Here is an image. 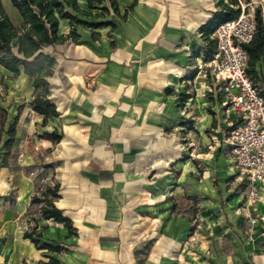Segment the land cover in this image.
I'll return each mask as SVG.
<instances>
[{
  "label": "crops",
  "instance_id": "0c3cea01",
  "mask_svg": "<svg viewBox=\"0 0 264 264\" xmlns=\"http://www.w3.org/2000/svg\"><path fill=\"white\" fill-rule=\"evenodd\" d=\"M1 1L20 25L11 0ZM116 1L126 18L111 9L115 27L77 25L78 38L48 48L58 116L45 122L30 106L34 78L0 64V264H264V222L250 224L264 204L249 199L246 175L232 160L200 165L183 157L196 138L217 139L215 157L227 148L218 114L207 109L212 102L225 114L220 82L201 68L212 56L203 27L220 0ZM71 29L62 19L60 33ZM257 69L264 77V65ZM257 86L264 90V81ZM226 116L231 127L238 122ZM53 131L59 140L42 136ZM236 172L237 189H228L224 177ZM56 185L55 205L76 234L32 203ZM195 206L202 224L192 231ZM31 217L46 225L39 246L24 236Z\"/></svg>",
  "mask_w": 264,
  "mask_h": 264
},
{
  "label": "trees",
  "instance_id": "16d2710c",
  "mask_svg": "<svg viewBox=\"0 0 264 264\" xmlns=\"http://www.w3.org/2000/svg\"><path fill=\"white\" fill-rule=\"evenodd\" d=\"M105 1L88 0L87 8H83L79 0H11L23 18L22 23L16 25L0 0V64L12 71L15 77L24 72L34 78V94L30 106L34 111L44 115L45 122L48 118L59 114L56 105L49 98L50 82L48 77L54 72L56 59L48 48L64 43L70 38H78L77 25L90 28L91 30L105 26L115 27L114 19H108V16L111 15V9L114 14L122 19L126 18V14L121 15L116 0H109L111 8L104 5ZM220 4H222V9L203 27L208 52L211 55L216 49V40L211 38V33L221 23L234 19L241 13L238 0H231V4L220 0ZM234 5L238 6V9H235ZM93 9L98 10V12H93ZM62 19H69L72 26L68 35L60 33ZM255 20L257 32L254 39L246 45V49L249 54L247 70L257 86L260 81H264V77L259 76V70L257 69L258 64L264 65V36L260 8H256ZM98 34L95 31L92 33L93 37ZM261 92L264 95V90ZM15 123L8 129L10 137L5 142L6 154L13 142ZM42 136L59 140L62 135L58 131H53L44 132ZM59 196V185H56L53 189L45 191L41 197H35L32 203L40 204L43 219H51L62 223L68 228L70 235L76 234V229L71 219L64 215L63 210L55 205V200ZM45 228V224H40L37 218L31 217L29 229L24 233V236L30 238L39 246ZM42 246L56 252L62 249L61 245L54 246L48 242H44ZM56 263L57 260L51 258L44 264Z\"/></svg>",
  "mask_w": 264,
  "mask_h": 264
},
{
  "label": "built area",
  "instance_id": "2783aa9c",
  "mask_svg": "<svg viewBox=\"0 0 264 264\" xmlns=\"http://www.w3.org/2000/svg\"><path fill=\"white\" fill-rule=\"evenodd\" d=\"M261 25L264 36V3ZM256 32L255 18L245 12L221 23L212 34L216 49L201 68L208 67L214 79L220 82L224 111L236 115L238 121L232 124L224 139L228 155L250 182L249 199L264 204V95L247 70L246 49ZM260 222H264V208L250 217L253 227Z\"/></svg>",
  "mask_w": 264,
  "mask_h": 264
},
{
  "label": "rangeland",
  "instance_id": "374dc122",
  "mask_svg": "<svg viewBox=\"0 0 264 264\" xmlns=\"http://www.w3.org/2000/svg\"><path fill=\"white\" fill-rule=\"evenodd\" d=\"M80 3L86 7V1L85 0H79ZM240 5L239 7L241 8V13H244L246 15H250L251 17H254L255 18V11H256V8H260L262 9V4L264 2H262V0H238ZM225 3H229L231 4V0H224ZM235 9H238V6L234 5ZM95 12H98L96 10H94ZM240 13V14H241ZM263 88V86H260ZM3 95L0 94V97H4V93H6L5 90L2 91ZM212 94H215V92H212L210 91V89L208 90V94L206 96L209 97V99H212L211 95ZM214 99V98H213ZM212 102H209L208 104V112L210 114H213L214 116L218 114V121L221 125V127H223V129L225 130V134H227V131L228 129L231 128V125H230V119L226 116V113L221 115V109L220 107H216L213 104H211ZM216 109L219 110V112L216 111ZM2 117L4 116V114H1ZM218 142L217 139H213L210 138L208 139V142H202L200 141V139L196 138L194 139V147L193 149L190 150V154H187V155H184L183 157H189L191 158L195 164H200V165H204V164H214L215 162H219V161H223L224 163L226 164H229L230 166H233L232 165V162H231V158L230 156L228 155V151H227V148L221 150V153L215 157L214 155H216L215 153V149L213 150L211 148V146H214L216 147V143ZM204 143V144H202ZM203 148V150L201 151V149ZM205 149V150H204ZM203 152V153H201ZM204 152H207V153H204ZM235 168V167H234ZM236 169V168H235ZM237 171V170H236ZM238 172L235 173L234 176H225L224 179H226V183H227V188H231V189H237V183L236 182V177H237ZM221 179H223L222 177L220 179H217L215 181V184H219L221 182ZM242 182L243 181H246L245 178H242ZM219 186V185H218ZM238 186H241L245 188V184H241V185H238ZM246 190V189H244ZM201 207L202 206H195V215H194V220H193V229L192 231H194L195 227H199L201 224H202V218L200 216V212L199 210H201ZM243 242H245L246 240H250V237H249V233L245 234L243 233L242 234V239H241ZM251 241V240H250Z\"/></svg>",
  "mask_w": 264,
  "mask_h": 264
}]
</instances>
